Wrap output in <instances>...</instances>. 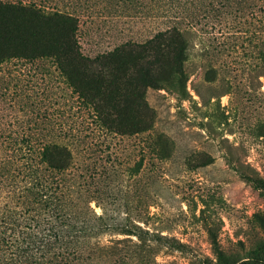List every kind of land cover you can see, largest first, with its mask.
I'll return each mask as SVG.
<instances>
[{"label":"rangeland","instance_id":"374dc122","mask_svg":"<svg viewBox=\"0 0 264 264\" xmlns=\"http://www.w3.org/2000/svg\"><path fill=\"white\" fill-rule=\"evenodd\" d=\"M4 1L21 49L0 54V157L23 153L44 193L26 230L62 234L66 264H264V0ZM53 11L78 17L82 57L68 23L42 30Z\"/></svg>","mask_w":264,"mask_h":264},{"label":"trees","instance_id":"16d2710c","mask_svg":"<svg viewBox=\"0 0 264 264\" xmlns=\"http://www.w3.org/2000/svg\"><path fill=\"white\" fill-rule=\"evenodd\" d=\"M6 6L14 7L17 5L13 1L0 0V10ZM55 20L68 23L65 35L68 41L62 49L72 51L76 56L82 57L79 42L75 35L78 17L70 12L53 11L43 17L42 25H44V29L42 28V30L48 28L51 31L52 22ZM40 27L34 28L31 33H38ZM177 29V25L173 24L164 30H159L146 42L153 44L162 37L177 38ZM0 36V54H6L11 49H21L20 46H17L19 40L10 37V31L7 26L2 28ZM119 48L120 46H117L111 51L98 54L95 60L100 61L103 57H108ZM182 58L183 49L180 48L177 51L176 63L170 66L171 74L175 77L171 84L178 87L181 95L185 96L188 91L186 89V78L182 71ZM88 59L91 60L90 58ZM24 140L31 141V138L19 137L13 133H9L5 136L3 142H6L7 145H13L16 143L20 144ZM41 147L44 155H47L49 150L53 151L57 149L58 151H63V149H66L64 145L52 141L44 142ZM21 154L15 149L6 152L0 157V160L6 162L5 165H0V264H40L55 258H58L59 264H66L64 260L72 252L75 253L76 250L71 251L68 249V240L63 238L62 234L55 233L56 240L53 241L51 240L52 234L50 233L36 238V234H30L23 223V215L28 210L26 206L27 201H25L23 196H26V193L31 191V187L34 197L33 202L37 204L42 202L44 193L33 189L34 187L36 188L37 182L34 184L32 182L31 186H28L26 183L29 181L23 182V178L28 174L26 170H31L32 179H38L40 169L36 165L31 166L24 163L23 158L25 157ZM55 166L60 167L61 165ZM32 206L33 208L36 207ZM56 242H58L57 246ZM52 247L55 249L52 250ZM62 260L64 261L63 263H61Z\"/></svg>","mask_w":264,"mask_h":264}]
</instances>
